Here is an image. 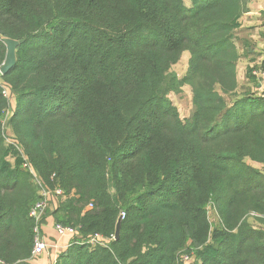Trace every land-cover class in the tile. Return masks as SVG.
<instances>
[{
  "label": "trees",
  "instance_id": "1",
  "mask_svg": "<svg viewBox=\"0 0 264 264\" xmlns=\"http://www.w3.org/2000/svg\"><path fill=\"white\" fill-rule=\"evenodd\" d=\"M248 4L0 0V68L2 39L24 41L2 76L18 98L12 143L0 84L1 261L31 259L39 191L27 158L65 192L55 223L78 233L56 264H178L188 248L197 264H264V232L247 222L264 217V176L247 163L264 165V93L240 96L237 77ZM185 52L178 79L168 69ZM186 85L194 111L182 120L168 97ZM96 234L104 244L83 242Z\"/></svg>",
  "mask_w": 264,
  "mask_h": 264
},
{
  "label": "crops",
  "instance_id": "2",
  "mask_svg": "<svg viewBox=\"0 0 264 264\" xmlns=\"http://www.w3.org/2000/svg\"><path fill=\"white\" fill-rule=\"evenodd\" d=\"M240 40L236 39V45L241 55L237 66V77L239 87L249 89L254 81L250 80L247 74L249 68L257 80L264 79V0H249L248 12L241 17ZM238 36V35H237ZM241 63L245 66L240 71ZM243 67V66H242ZM264 91V80L261 82ZM259 87H261L259 85ZM55 220L47 214L43 223L42 234L50 242L49 251L35 259H30L23 264H56L61 253L65 252L71 242L70 238H61L55 230Z\"/></svg>",
  "mask_w": 264,
  "mask_h": 264
},
{
  "label": "rangeland",
  "instance_id": "3",
  "mask_svg": "<svg viewBox=\"0 0 264 264\" xmlns=\"http://www.w3.org/2000/svg\"><path fill=\"white\" fill-rule=\"evenodd\" d=\"M186 5H190V0H186ZM237 35H236V39H238V41H239L240 40V38H239L240 32H237ZM188 59H189V54H188L186 60L181 59L180 62L177 65H175V71H173L172 73H173V75H176L178 77V79H182L185 76V74L187 73ZM240 66H241L240 71L243 72L245 70L244 69L245 66L243 65V63H241ZM262 81H260L259 84L257 83L258 81L257 82L254 81L249 89L240 88L238 90L239 95L240 96L244 95L245 91L247 92V90L249 93H252V94L257 93L260 95V94L264 93V91L262 89L263 88V86H262L263 84L261 83ZM259 85L261 87H258ZM168 99L173 103L174 106L177 107L179 114H180V118L182 120H188L192 117L193 111H194V106H193V91H192V88L190 86H188V85L184 86L180 90V92H178V93H171L169 95ZM234 99L235 98H231L228 101L229 105H231L233 103ZM17 108H18V98H17V96H15L12 93L10 111L7 112L3 116V119H2V122L5 125L6 131H7V138H8L9 143L13 142V133L11 131L12 127H11L10 120H11L15 110H17ZM22 155L24 157L25 153L22 152ZM247 163L249 164V166H251L252 169H254L255 171L259 172L261 175L264 176V165L252 162L250 160H247ZM64 200H61L59 202L57 209L60 208V203ZM57 209L50 210L48 214L51 215L52 212L56 211ZM208 218H209V221L211 224V233L213 234L216 230L221 228L220 218H219L215 208L213 207V204L208 207ZM247 222L252 227L259 229V230H262L264 232V217H261V216L255 215V214H250L247 218ZM188 249L186 251H184L182 255H184V256L190 255L187 252ZM182 255H180V257L178 259V262H177L178 264H182V261H181ZM191 257H192V264H197L195 256L191 255Z\"/></svg>",
  "mask_w": 264,
  "mask_h": 264
},
{
  "label": "built area",
  "instance_id": "4",
  "mask_svg": "<svg viewBox=\"0 0 264 264\" xmlns=\"http://www.w3.org/2000/svg\"><path fill=\"white\" fill-rule=\"evenodd\" d=\"M2 76L3 75L0 71V84L2 85L3 88V96L11 104L12 94L9 88L3 84ZM9 111L10 109L7 112ZM24 168H27L31 172L39 191L38 192L39 199L31 207L29 211V218L34 222V235H35L31 259H35L46 254L51 247L50 242L42 234L44 219L47 215V212L49 210L56 209L59 200L65 198V192L60 187L51 189L45 186L41 181V179L38 177V175L31 168L29 160L27 158L24 159ZM89 208H92V205H90ZM120 217L123 220L125 218V213H121ZM55 230L57 232V235L61 238L67 236L75 237L78 234L75 228L65 227L59 224L55 225ZM83 242L90 245H96V244H104L105 240L100 235L96 234L91 238H89V240ZM181 261L182 264H192V257L190 255H185V256L182 255ZM0 264H5V263L0 260Z\"/></svg>",
  "mask_w": 264,
  "mask_h": 264
},
{
  "label": "water",
  "instance_id": "5",
  "mask_svg": "<svg viewBox=\"0 0 264 264\" xmlns=\"http://www.w3.org/2000/svg\"><path fill=\"white\" fill-rule=\"evenodd\" d=\"M2 42L6 45L7 55L5 63L0 68L2 75H6L9 73L11 69H13L17 64V49L24 41H17L13 39H2ZM122 219L121 217L118 220L117 229L115 233V239H118L120 236V227H121Z\"/></svg>",
  "mask_w": 264,
  "mask_h": 264
},
{
  "label": "clouds",
  "instance_id": "6",
  "mask_svg": "<svg viewBox=\"0 0 264 264\" xmlns=\"http://www.w3.org/2000/svg\"><path fill=\"white\" fill-rule=\"evenodd\" d=\"M187 56H188V53H182V59H184V60H186L187 59ZM173 71H175V66H172V67H170L169 69H168V73H171V72H173ZM167 74V73H166Z\"/></svg>",
  "mask_w": 264,
  "mask_h": 264
}]
</instances>
